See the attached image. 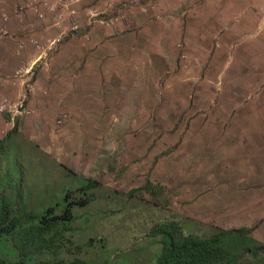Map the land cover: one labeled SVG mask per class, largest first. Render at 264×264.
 I'll list each match as a JSON object with an SVG mask.
<instances>
[{
  "label": "rangeland",
  "instance_id": "rangeland-1",
  "mask_svg": "<svg viewBox=\"0 0 264 264\" xmlns=\"http://www.w3.org/2000/svg\"><path fill=\"white\" fill-rule=\"evenodd\" d=\"M30 1H16L11 6ZM182 2L35 0L41 17L30 8L22 19L11 13L4 26L8 37L0 34V41L3 38L12 44L17 62L11 63L9 57L8 74L0 75V105L17 102L20 82L30 77L24 71L35 62L32 81L36 84L27 101L29 114L16 112L10 121L12 128L19 121L18 145L29 186L39 193L45 182L60 184L63 176L57 164L99 182L101 197L86 209L90 216L87 223L84 209L79 211L75 226L87 230L77 233L76 239H100L109 253H115L108 264H116L117 255L128 253L130 259L124 264L152 262L146 234L163 213L149 197L137 194L126 198L128 192L149 179L166 190L169 205L164 214L170 211L185 216L180 211L185 207L184 193L193 195L207 189L205 195L209 188L199 179L201 165L191 157L192 149H178L192 122V101L186 105L177 101L182 96L177 74L187 58L182 41L170 51L167 42L158 40L150 50L139 46L140 36L135 31L119 32L114 41L88 31L92 26L126 22L129 13L130 17L142 20L150 15L151 19V14L167 5L169 14H156L158 22L180 19L182 12H176ZM10 19L18 27L35 19L44 31L37 34L32 26L22 33L25 36H15L8 27ZM150 19L140 28L153 23ZM113 46L119 50L110 57ZM6 115L0 111V138L10 129ZM193 134L188 135L192 138Z\"/></svg>",
  "mask_w": 264,
  "mask_h": 264
},
{
  "label": "crops",
  "instance_id": "crops-1",
  "mask_svg": "<svg viewBox=\"0 0 264 264\" xmlns=\"http://www.w3.org/2000/svg\"><path fill=\"white\" fill-rule=\"evenodd\" d=\"M16 1L22 0H0V13L10 18ZM180 5V19L158 22L167 5L151 19L129 13L126 22L92 26L88 32L116 40L119 32L135 31L139 46L150 50L158 40L167 42L170 51L182 41L187 58L177 74L182 91L177 101H192V122L178 149H192L209 193H184L180 211L223 229L256 226L253 236L264 242V0H184ZM149 19L153 23L140 28ZM29 20L18 27L10 19L8 27L15 36H25L32 26L37 34L44 31ZM11 46L1 39L0 75L8 74L10 59L17 63ZM109 50L112 57L119 48Z\"/></svg>",
  "mask_w": 264,
  "mask_h": 264
},
{
  "label": "trees",
  "instance_id": "trees-1",
  "mask_svg": "<svg viewBox=\"0 0 264 264\" xmlns=\"http://www.w3.org/2000/svg\"><path fill=\"white\" fill-rule=\"evenodd\" d=\"M19 137L17 120L0 138V264H108L115 253L92 236L78 241L76 234L87 228L75 226L82 209L84 223L89 221L86 209L101 197L103 186L57 164L60 184L50 180L34 193L20 158ZM137 194L149 197L163 213L146 234L150 264H264V242L253 236L256 226L223 229L168 210L164 214L166 190L149 179L125 196ZM130 256L117 255L115 263L124 264Z\"/></svg>",
  "mask_w": 264,
  "mask_h": 264
},
{
  "label": "built area",
  "instance_id": "built-area-1",
  "mask_svg": "<svg viewBox=\"0 0 264 264\" xmlns=\"http://www.w3.org/2000/svg\"><path fill=\"white\" fill-rule=\"evenodd\" d=\"M26 8H30L31 11H33L35 13L38 12V7L36 6L35 0H31L30 2H28L27 5H25V4H13L11 6V13L14 14V16H16L18 19H22ZM38 16L41 17L42 15L39 14V12H38ZM7 20H8L7 16L3 12H1L0 13V21H1L0 34L3 36L9 35L8 32L4 29V26L7 22ZM40 58H41V56L38 57L37 60H39ZM34 65H35V62H33L31 64V66L24 71V74L27 75L29 73L30 77H28L27 80H25V81L22 80L20 82V84L22 85V89H21V94H20L17 102L13 103V104H2V105H0V111L6 112L7 116H9V120L6 121L7 123H5L6 125H10V129L8 131H10L12 129L10 121L13 120V117H14L16 112L29 114V108H28L27 101L29 99L31 92H33V88L36 84V82L32 81V77H34V75H35L33 72ZM23 67H25V66H23Z\"/></svg>",
  "mask_w": 264,
  "mask_h": 264
}]
</instances>
